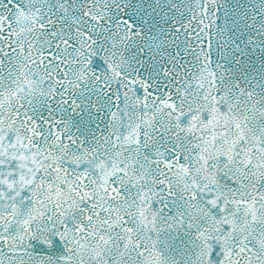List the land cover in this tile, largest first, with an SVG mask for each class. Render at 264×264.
Wrapping results in <instances>:
<instances>
[{
	"label": "snow or ice",
	"instance_id": "snow-or-ice-1",
	"mask_svg": "<svg viewBox=\"0 0 264 264\" xmlns=\"http://www.w3.org/2000/svg\"><path fill=\"white\" fill-rule=\"evenodd\" d=\"M0 264H264V0H0Z\"/></svg>",
	"mask_w": 264,
	"mask_h": 264
}]
</instances>
